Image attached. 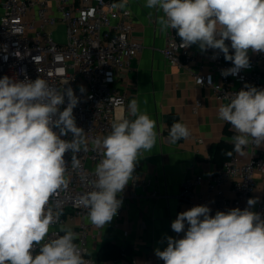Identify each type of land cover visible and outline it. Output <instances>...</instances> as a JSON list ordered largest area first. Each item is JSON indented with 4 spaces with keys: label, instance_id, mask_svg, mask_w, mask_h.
Masks as SVG:
<instances>
[{
    "label": "clouds",
    "instance_id": "9594fccd",
    "mask_svg": "<svg viewBox=\"0 0 264 264\" xmlns=\"http://www.w3.org/2000/svg\"><path fill=\"white\" fill-rule=\"evenodd\" d=\"M145 6L163 13L162 30H175L184 48L198 44L202 52L223 53L233 67L222 69V76L249 68L250 50L264 53V0H146ZM79 102L70 86L61 90L40 78H0V264H87L71 230L41 243L59 217L46 207L50 197L68 185L65 154L72 152V166H79L74 154L81 151L84 131L73 114ZM128 110L135 119L114 123L109 135L96 139L102 159L94 190L79 200L97 227L117 215L122 206L117 197L133 178L138 156L156 143L155 121L139 112L136 100ZM218 115L237 133L236 152L249 143L264 144V89L246 85ZM69 133L71 140L62 138ZM169 135L175 143L190 132L176 122ZM256 202L250 198L243 210L215 215L207 205L178 213L171 229L182 238L165 236L167 246L155 255L164 264H264V218L250 210Z\"/></svg>",
    "mask_w": 264,
    "mask_h": 264
},
{
    "label": "built area",
    "instance_id": "2783aa9c",
    "mask_svg": "<svg viewBox=\"0 0 264 264\" xmlns=\"http://www.w3.org/2000/svg\"><path fill=\"white\" fill-rule=\"evenodd\" d=\"M51 1L55 2L56 14L50 13ZM0 8V78H40L57 89L70 86L80 97L73 114L77 126L84 131V144L81 145V151L74 154L79 161L78 167L72 166L73 153L69 151L65 154L68 185L54 193L46 206L52 208L54 215L59 213L41 242L47 243L57 235L64 234L62 227L67 221L64 210L88 215V209L79 200L83 194L94 190L92 182L96 179L95 168L102 159L101 149L95 144L96 139L109 135L114 123L134 119L128 110L126 91L114 85L112 80L117 69L131 65L141 52L142 44L133 37L135 27L132 10L121 7L116 0H0ZM59 24L65 28V42L55 40L48 31L49 27ZM226 43L230 46V41ZM162 52L170 63L182 66H187L195 56L192 47L184 48L175 30L170 28ZM202 56L208 58L210 68L218 75L219 82L201 73H197L196 81L203 87L211 88L216 98L229 102L246 85L264 89V53L252 52L249 55L250 67L227 77L221 75V70L231 68L233 64L224 59L223 53L208 49L202 52ZM80 86L86 91L81 93ZM197 103L199 105L201 101ZM62 138L71 140L72 135L69 133ZM261 146L249 143L244 147L243 151H251V156L246 160L235 151L213 174L205 176L199 173L186 177L179 194L181 199L192 198L195 188L205 184V193L198 202H193L194 205L209 207L211 194L215 193L222 197L217 211L232 208L243 210L248 207V199H256L255 193L261 184V198L256 199L250 210L260 213L264 218V154L259 153ZM140 168L141 164L137 163L133 178L117 197L122 200L117 217H121L128 202L138 196L136 187L140 180L137 172ZM226 186L235 193L234 197H226ZM157 194L158 191L154 190L150 196L155 197ZM91 227L96 236L104 226ZM91 233L90 225L80 224L75 243L87 264H99L88 254ZM39 247L36 245L35 249ZM117 260L120 264H130L124 257Z\"/></svg>",
    "mask_w": 264,
    "mask_h": 264
},
{
    "label": "crops",
    "instance_id": "0c3cea01",
    "mask_svg": "<svg viewBox=\"0 0 264 264\" xmlns=\"http://www.w3.org/2000/svg\"><path fill=\"white\" fill-rule=\"evenodd\" d=\"M116 1L132 10L133 37L141 42L142 50L128 68L115 71L112 81L126 91L128 105L136 100L139 112L146 113L155 121L156 143L150 151L142 150L138 156L137 163L141 164L137 172L140 180L136 187L138 196L128 202L121 217L115 216L95 236L88 215L64 210L67 221L62 229L77 235L80 224L90 225L92 233L88 240V254L97 261L102 245L112 242L129 246L126 259L130 264H164L155 255V249L163 250L167 246L165 236L180 238L183 235L171 229L172 221L178 213L196 206L193 202H198L206 191L205 184H202L195 188L192 198L181 199L179 194L183 180L199 173L205 176L213 174L222 164L215 159L214 148L221 142L233 143L236 132L218 115L219 107L229 102L216 98L211 88L203 87L196 81L197 73H201L219 82L208 58L202 56L199 45L191 46L195 56L187 66L170 63L162 52L169 33V29L162 30L160 24L163 13L147 8L146 0ZM51 4L50 13L56 14L55 2L51 1ZM251 53L250 50L248 55ZM198 100L201 101L199 105ZM176 122L187 126L190 135L173 143L169 132ZM259 153L264 154V144ZM238 154L246 160L251 151L245 149ZM257 177L259 179L260 175ZM154 190L158 194L151 197L150 193ZM225 193L228 198L235 195L229 186L225 187ZM255 194L259 200L261 184ZM210 198V214L213 215L222 197L212 193ZM98 262L120 264L117 258Z\"/></svg>",
    "mask_w": 264,
    "mask_h": 264
},
{
    "label": "trees",
    "instance_id": "16d2710c",
    "mask_svg": "<svg viewBox=\"0 0 264 264\" xmlns=\"http://www.w3.org/2000/svg\"><path fill=\"white\" fill-rule=\"evenodd\" d=\"M233 143L221 142L218 146L214 148V157L219 162H224L230 158L234 153ZM221 158V159H220ZM128 245L116 244L112 242H107L99 250L98 261L109 258H120L127 255Z\"/></svg>",
    "mask_w": 264,
    "mask_h": 264
},
{
    "label": "rangeland",
    "instance_id": "374dc122",
    "mask_svg": "<svg viewBox=\"0 0 264 264\" xmlns=\"http://www.w3.org/2000/svg\"><path fill=\"white\" fill-rule=\"evenodd\" d=\"M48 31L51 32V35L55 40L60 42L66 41L65 28L62 24L50 27L48 28Z\"/></svg>",
    "mask_w": 264,
    "mask_h": 264
}]
</instances>
